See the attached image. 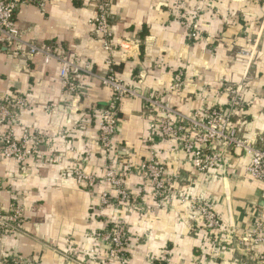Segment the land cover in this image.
Returning a JSON list of instances; mask_svg holds the SVG:
<instances>
[{"label":"crops","instance_id":"0c3cea01","mask_svg":"<svg viewBox=\"0 0 264 264\" xmlns=\"http://www.w3.org/2000/svg\"><path fill=\"white\" fill-rule=\"evenodd\" d=\"M39 2L16 9L14 20L21 34L38 45H55L69 58L90 62L102 72L105 52L88 21L94 14V0H44L42 7ZM110 3L115 42L122 43L114 68L131 86L143 94H156L188 114L205 106L225 105L229 97L224 87L240 84L246 104L233 119H240L245 137L264 129V0L190 1L189 11L179 8L177 0ZM194 9L200 13V29L192 39L187 12ZM180 14L187 18L182 20ZM243 49L248 56L241 54ZM10 50L0 45V92L20 93L27 99L19 133L23 129L39 133L38 152L43 157L19 163L2 155L0 143V177L7 183L0 199L6 205L17 196L25 206L21 233L3 237L0 258H8L9 264H14L13 257L30 264H75L66 254L88 260L92 249L105 257L106 245L96 231L110 222H123L133 240L126 264L158 260L238 264L244 252L238 238L250 228L254 212L262 205L261 184L244 174L247 156L232 149L225 166L199 173L184 162L177 142L153 136L168 172L178 169L186 191L212 202L226 224L220 235L194 227L177 201L152 214L99 205L106 159L97 143L96 112L111 98V90L98 79L82 75L80 98L75 99L61 89L58 63L44 64L39 55L14 56ZM177 69L183 72V84L171 89ZM149 117L140 98L122 101L114 138L120 161L114 159L112 164H136L144 158L151 142ZM3 132L0 124V138ZM57 155L60 160H54ZM75 165L99 180L92 190L74 181ZM140 181L137 176L126 179L130 193H139ZM148 193L144 201L152 203ZM218 236L221 244L214 246Z\"/></svg>","mask_w":264,"mask_h":264},{"label":"built area","instance_id":"2783aa9c","mask_svg":"<svg viewBox=\"0 0 264 264\" xmlns=\"http://www.w3.org/2000/svg\"><path fill=\"white\" fill-rule=\"evenodd\" d=\"M190 1L212 0H177L178 7L187 10ZM36 2H39L40 7L44 4V0H0V45L10 48L14 56L24 54L30 58L39 55L44 64L58 63L61 89L75 99L80 98L82 75L98 79L111 90V98L96 112L97 143L99 151L106 159V164L102 166L103 189L98 195L97 204L125 207L131 214L133 212L152 214L157 209L169 208L177 201L194 227L208 232L218 231L220 235L226 224L215 212L212 202L190 194L184 189L179 170L168 172L165 163L159 159V153L152 140L153 136H156L160 140L177 142L179 149L184 152V162L199 173L217 168L221 164L225 166L226 154L232 149L240 150L247 156L244 174L261 184L262 205L254 212L250 228L242 230L238 238V244L244 249L238 264H264V129L251 137H245L241 133L242 122L240 119H233L246 104L242 86L228 84L224 87L229 97L225 105L205 106L188 114L182 113L156 94L139 92L125 77L116 72L114 65L117 47L118 45L122 47V43L115 42L110 21V0H94V14L88 20L93 24L105 52V68L102 72L94 70L90 62L81 64L69 58L65 51H61L55 45H38L21 34L14 20L15 11L21 5ZM187 13L190 18L189 38H197L200 13L195 9ZM186 15L180 14L182 20L187 18ZM241 54L248 56L249 51L243 49ZM182 76V70L177 69L173 74L171 89L180 88L183 84ZM135 97L143 101L149 113L151 142L146 147L144 158L136 164H112L114 159L120 161L116 155L118 149L114 142L118 133L120 105L124 99ZM26 107L27 99L20 93L0 92V124L4 127L0 138L1 153L4 157L12 158L19 163L37 156L43 157L38 152L42 141L40 134L30 129H23L19 133L20 116ZM60 159L61 156H54V160ZM71 171L74 181L90 190L99 181L94 174L82 170L78 165L73 166ZM131 176H137L141 180L139 193H130L125 185L126 179ZM6 186V181L0 177V192ZM148 192L152 197V203L144 201V196L148 195ZM24 217L25 206L17 196L6 205L0 199V242L5 236L21 233ZM95 235L106 245L105 257H101L92 249L91 258L88 260L72 258L66 254L67 259L75 264H126L128 249L133 240L123 222H110L107 227L97 230ZM135 239L139 241V238ZM220 244V237H215L214 246ZM27 261H22L18 257L12 258L14 264H30V261ZM9 263L8 258H0V264ZM156 264L164 263L158 260Z\"/></svg>","mask_w":264,"mask_h":264}]
</instances>
